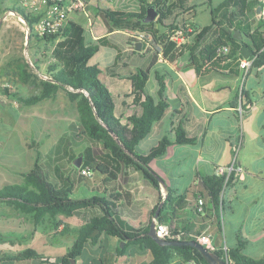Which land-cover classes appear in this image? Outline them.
I'll return each instance as SVG.
<instances>
[{
	"label": "trees",
	"instance_id": "obj_1",
	"mask_svg": "<svg viewBox=\"0 0 264 264\" xmlns=\"http://www.w3.org/2000/svg\"><path fill=\"white\" fill-rule=\"evenodd\" d=\"M140 10L100 8L98 14L109 32L123 30L128 32L127 42L134 52L143 54L145 50L153 51L154 59L162 56L169 62L185 59L189 67H193L200 77L220 74L229 77H242L251 72L259 76L264 72V18H254L256 14L254 0H223L211 6V23L198 26L194 22L199 0H138ZM154 5L158 17L145 22L147 9ZM7 8H4L5 10ZM23 15L30 25L37 19L25 11H17ZM240 31L243 38L237 37ZM144 34V36H141ZM44 44L45 52L37 49L32 65L41 70L46 61V78L40 79L39 91L30 96L11 92L8 87L4 95L16 99L23 106H32L47 98H53L60 90H65L69 99L76 103L79 118L72 121L67 132L61 136L58 145L42 154L36 150L33 166L21 173L22 182L6 184L0 188V201L10 202L21 213L30 214L35 223L51 215L56 227L63 224L57 217L81 215V210L90 209L91 216L79 227L64 224L61 235L75 236L71 249L53 261L44 260L43 255L34 248H26L17 253L0 250L1 264L38 261V264H70L77 260L89 241L97 242L102 234L116 236L119 241L117 254L124 255L128 246L137 245L139 249L148 251L150 260L147 264H180L188 259H196L201 264H210L202 253L191 245H160L149 234L152 221L146 226H136L123 216V198L131 197L130 191H124L119 183V176L129 169L138 173L159 192V203L153 209L155 216L160 202L163 201L158 220L168 223L172 233L168 239L196 240L207 226L204 221L208 217L199 211V196L210 199L216 211L218 225L215 229V251L221 257L236 264H264V255L257 257L246 252V242L228 244L227 250L219 245L224 240L225 230L219 212L229 208L227 191L237 184L236 173L229 176L215 172L197 176L190 188L179 190L168 178L161 176L166 184L167 196L161 195L162 180L150 165L154 158L165 156L169 148L177 144H195L183 126H179L176 136H164L157 146L147 153L140 152L139 146L152 132L154 124L161 120L171 106L166 78L169 70L155 68L157 92L148 88L151 67H138L135 73L128 76L132 80L134 101L140 105L142 112L130 117V123H123L116 114V100L110 88L101 79L102 69L93 64V57L104 46L115 47L108 35L94 39L91 31L80 22L70 19L67 25L58 32L45 33L42 36L29 34V43ZM142 42V49L137 45ZM251 51L253 60L250 70L241 67L243 48ZM41 49V48H40ZM118 48L117 58H120ZM155 60V61H156ZM29 62L19 67L22 80L39 79L38 73L32 71ZM153 66V65H152ZM110 70V69H108ZM262 74V75H261ZM37 82V81H36ZM233 101L241 114L252 103V98L245 86ZM239 100V101H238ZM238 118V114H237ZM110 129L117 137L110 132ZM35 142V141H34ZM83 157L79 167L77 161ZM89 166L94 178L81 174V168ZM207 204V203H206ZM189 209V210H188ZM191 214V219L183 220V226L177 222L183 215ZM198 217L203 225L195 230L193 219ZM190 223L191 226L188 224ZM99 233L92 236L93 232ZM15 232L0 233L1 241L14 242ZM125 241L124 247L121 242ZM108 246H106V250ZM105 264V258L101 260Z\"/></svg>",
	"mask_w": 264,
	"mask_h": 264
},
{
	"label": "crops",
	"instance_id": "obj_2",
	"mask_svg": "<svg viewBox=\"0 0 264 264\" xmlns=\"http://www.w3.org/2000/svg\"><path fill=\"white\" fill-rule=\"evenodd\" d=\"M199 1L200 4L199 6H197V12L196 17L194 18V22H196L197 25L201 27L209 25L211 23L212 16L210 11L211 6L209 5V3L206 2L207 0ZM212 1L214 5H218L223 0L217 4H215V0ZM133 6L134 8L131 10H140L141 6L138 0L134 1ZM90 12L92 13V16L94 15V17H96L94 18L93 26L90 29V31H92V36L94 37V39H98L102 36L108 35L109 39L112 42L116 43L117 36L120 33L123 34L121 40L124 43V48L122 50L120 49V67L122 65L126 67L130 61V55L127 56L125 54L131 53L135 56L140 57H145L147 54H151V61L149 65L145 66L144 68L151 67V71H153L155 68L165 69L166 71L169 70V74L166 78V83L168 86L167 91L171 106L166 110L162 119L154 124L152 132L147 138L143 140V142H151L153 144L151 148H153L154 146H157L160 140L166 135H169L173 139L176 136V131L179 126H183L189 136L196 138L197 142L191 145L195 146L197 150L196 154L198 161L203 162V165H198L195 168V172L193 174V181L185 190L192 186L197 176L214 173L218 165L230 166L232 162H223V152L236 153V145L238 143H240L241 146L245 144L247 137L245 125H239L244 121L246 117H249L251 115V112L255 110V108L258 106V100H260L261 102L264 101V82L260 79L262 76H259V74L256 72H251L250 69L248 76L244 75L246 76V82H244L243 86H245L248 90L253 101V106L248 107L247 105L246 109L243 110L242 114H239L237 107L233 104V101H236L238 99V95L239 100L241 101V89L243 86L241 87L238 84L232 86L223 84L217 85L216 92H219L220 90L225 88H229L231 92V98H229L224 104L219 105L214 109L207 108L202 104L201 100L198 99L196 93H213V79L217 76H221L220 74H210L207 77L203 78L196 73L193 67L188 66L187 61L185 59H177L174 62H169L162 58V56H159L157 60L154 59V54L152 50H145V56L143 54L134 52V49L127 42V31L115 30L113 32H109L104 21L98 14V11ZM77 15L78 14L72 15L71 19L73 20V18ZM253 17L258 18L256 14ZM98 19H100L101 22H98ZM96 26L98 28V34H94V29L96 28ZM27 38H29V34L26 33V26L20 21L18 15L9 14L8 11H0V82L6 84L11 92L20 93L22 96H30L39 91V89H37V91L35 90V92H33L32 94H25L26 91H29L31 86H35L34 83L36 82V80L31 78L30 80L25 81L22 80L20 77L19 67L29 61V59H26L28 58V53H26L27 50L24 48V50L26 51L25 54L20 51V49L25 45ZM30 44L33 45V48L34 46L36 47L34 49H37L36 42L33 41V43L31 42ZM35 58L37 57H35L34 55V59ZM138 67H135L134 70H131L130 75L132 73H135ZM108 69L109 68L106 69L107 74L111 77L110 87H108L112 91L116 100V114L121 118V121L123 123L129 124V119L132 115L140 114L142 112V108L140 107V105H136L134 101L132 80L129 79L128 76L122 77L120 71H113L111 69ZM38 75L40 76V74ZM44 76L46 75L44 74ZM251 76L258 78L259 80H254L250 82ZM11 77L13 78L12 80ZM43 78L46 77L40 76L37 82L39 83L40 79ZM237 78L239 77H236L235 79ZM207 81L210 82L208 83ZM152 89L150 91L154 93V87ZM7 99H13L14 102L17 101L16 99L8 96L6 97V100ZM70 102L72 101L69 99L66 91L60 90L55 97L47 98L37 104L32 105H39V107L32 110L34 111V117L26 116L31 111L28 113L25 112L23 113V115H21L18 113V111L14 109L13 106H9V109H7V103L4 104V107L6 110H13V112L17 115V120L15 119L16 121L13 125H15L20 118H24L23 128L25 130L32 131L33 133L35 131H38L39 135H41L42 138H40L39 141L36 140L35 142H38V144H44L45 138L48 136L51 137L52 134L45 132V130H43V127L39 128V130H33L32 128H27V126L29 127L31 125L36 124V121H38V123L43 124L47 123L44 119L47 116L49 119L51 113H59L61 109L59 105L66 106V104ZM23 107L25 108L27 106ZM47 113L50 115H48ZM241 117H243V119L240 122ZM62 119L65 120L64 118ZM75 120H77V118ZM72 121L68 122L66 127H68V125ZM10 125L8 126V128L10 127ZM2 126L3 124L0 126V129ZM49 126L51 127V125ZM12 128V131L15 132L16 127L14 126ZM257 134L260 141L262 140V143H264V122L258 124ZM9 135L10 136L7 137L5 135L0 134V143L4 140L6 144L11 141L10 139H12L13 137H11V134ZM49 145L50 146L47 147L48 150L43 151L40 148L38 150H40L41 153L45 154L52 147L58 145V143H50ZM174 145L169 148L165 156L154 158L150 163L152 168L161 176L168 177L170 172L173 174V169L168 164V162L170 159L177 155ZM151 148L147 152H149ZM33 155L34 157L32 156V164L29 166L28 169H30L34 164L36 152ZM11 158L20 159L18 154H12ZM241 163V161H237L236 163L237 165H241L244 168V171L236 173L238 179L235 187H237V185H242L244 188V191L242 192L245 196H248L249 194H251V192L259 190V181L261 180V174L264 172L260 169L256 170L246 166L244 167ZM28 169L21 171L19 169L15 170L16 174L19 176V179L21 181H23L21 173L27 171ZM122 174L127 175V179L125 181L121 180ZM2 177L3 174L0 175V178ZM168 180L170 181V183H172V185L178 187L175 183L172 182L171 178H168ZM119 183L124 189V191H130L132 194L131 197H129L128 199L123 198L122 208L124 218L136 226L148 225L151 221H153L152 212L155 206L159 203V192L151 185V183L145 180L138 173V171L132 169L123 171L120 174ZM6 184H10V182L6 181L3 186ZM163 188L164 187H162L161 195L163 200H165L167 193ZM178 188L179 190H181L180 187ZM137 194H139V197L137 196ZM141 195L145 197L143 198ZM227 198L230 204L229 207L231 208H229L226 212L222 214L221 212H219V215L222 218V224L225 231L229 226L228 224H233L234 221L232 218H230V216L236 211V206L234 205L235 202L233 199L229 198L228 193ZM206 205V213L208 217L205 219L204 223L207 228H210V231L214 236L213 243L215 244V229L218 225V221L216 220L215 215L216 211L210 199H207ZM80 212L81 215H59L57 218L61 220L63 224L59 227H56L55 223H53L51 215L47 214L43 221L35 223L34 219L30 214L21 213L16 208H14L10 202L2 200L0 201V232H3L4 234L9 232H15L17 235V239H13H15V241L17 242L14 241L13 243H11L12 245H17L19 239L25 242L27 241L28 245L26 246V248H34L43 255L44 260L53 261L56 257L64 255L71 249L67 248L64 253H60L58 252L57 247H55L54 245L56 241L55 237L65 236L59 234L61 233L64 224H68L71 227H79L92 215L90 209H83ZM250 214L251 212L249 214L247 213L248 216ZM74 216H79L81 218L77 226L74 225ZM183 216L184 217L180 218L177 222L178 227L183 226L184 219L192 218L190 213ZM191 223L193 224L192 227L195 230L200 229V227L203 225V223L198 217H195L193 219V222ZM188 225L191 226L190 223ZM227 243L223 240L222 242H220L219 245L227 246L229 244ZM118 245L119 241L116 236H108L102 234L97 242H88L81 256H83L88 251L87 261L90 258H93L91 260L92 262L90 260L88 261L89 264H96L95 262L101 261L103 258H105V264H147L149 262L150 254L148 251L139 249L137 245L131 244L128 246L125 254L120 256L117 254ZM106 246H108L107 250ZM7 249L8 250L1 249V251L9 253H17L22 251L12 250L10 247ZM255 253H258V251ZM255 256L260 257L257 254ZM19 263L38 264V261H25L18 262L15 264ZM170 264H176V261Z\"/></svg>",
	"mask_w": 264,
	"mask_h": 264
},
{
	"label": "rangeland",
	"instance_id": "obj_3",
	"mask_svg": "<svg viewBox=\"0 0 264 264\" xmlns=\"http://www.w3.org/2000/svg\"><path fill=\"white\" fill-rule=\"evenodd\" d=\"M13 0H2L0 3L3 2H12ZM90 1V0H88ZM136 0H115L111 2H107L105 0H97L98 3H103L105 7H111L113 9H125V10H131L134 8L133 3ZM222 0H215V4L219 3ZM3 5H0V11H5L2 9ZM203 11V10H201ZM94 15L92 16V19L94 20ZM74 21L80 22L84 27H86L88 30L91 29L88 18L83 14L79 13L76 17L73 18ZM98 22H101L100 19L97 20ZM27 33V32H26ZM94 34H98V28L94 29ZM123 34H119L116 38V46H104L99 53H97L93 59V64H98L99 67L102 69L101 79L103 82L110 87V80L111 77L107 74V68L111 70H116L121 72L122 77H127L130 75L131 70H134L135 67H145L148 66L151 61V54H147L145 57L135 56L134 54H125L127 56L130 55V61L128 65L125 67L122 65L120 67V59L117 58L118 48L123 49L124 43L122 42ZM36 42L35 40H33ZM32 41V43H33ZM37 49L41 50V52H45V46L44 44H37ZM28 47V48H27ZM24 48L27 50V52L24 50ZM34 48H36L34 46ZM33 45L29 43V38H27V41L25 45L20 49L24 54L25 52L28 53V62L32 65V62L34 61V55L37 52V49H34ZM41 48V49H40ZM35 52V54H34ZM47 65V62L44 61L41 64L42 69L38 70L32 65V71L34 73L40 74L42 77L45 73V67ZM112 72V71H111ZM39 76V77H40ZM236 77H229L225 75L217 76L213 79V93H196L199 100H201L202 104L207 108H215L219 105L224 104L229 98H231V92L229 88H225L220 90L219 92H216V86L219 84L223 85H240L241 87L244 85V82H246V76L239 77L235 79ZM13 78L11 77V80ZM261 81L264 82V72L262 77L260 78ZM259 80L256 77L251 76V81ZM37 81V80H36ZM208 83L210 81H207ZM0 84H3L0 82ZM11 84V82H10ZM35 86H31L29 91H26L25 94H32L39 89L38 82L34 83ZM157 81L155 79V74L152 71L150 75V80L148 83V88L151 90L154 87V93L157 92ZM153 90V89H152ZM61 100V98H60ZM258 106L255 108L253 112H251V115L249 117H246L244 121L239 125H245L246 129V141L245 144L241 146V144L238 147H235L236 153H229V152H223L224 155V161L225 163L232 162L237 156V161H241L242 165L245 167H249L251 169H260L264 172V143H262V140L258 138V124H261L264 122V101L261 102L258 100ZM8 104L9 106H13L16 111H18L19 114L23 115L25 112H30L26 116L34 117V111L33 109H36L39 107V105L30 106V107H23L19 102H14L12 100H4L1 103V122L3 126L0 129V134L5 136H10L11 134L13 137L10 139L7 144L5 140L0 143V175L3 174V177L0 178V188L3 186V184L6 181H9L10 183H17L22 182L19 179V176L16 174L15 170L19 169L26 170L29 168V166L32 164V159L34 157V153L39 148L44 150H48L49 144H54L55 142L58 143L61 136H63L67 132V123L75 120L76 118H79L78 110L76 107V103L70 102L67 103L66 106L59 105L61 108L59 113H51L50 118L48 119V116L44 119L45 124L43 123H37L31 126H27V128H32L33 130H39V128L43 127V130L47 133H51V137L48 136L45 138L44 144H38V142H34L36 140L39 141L41 135H39L38 131H35L34 133L29 130H25L23 128V119L20 118L15 125L16 114L10 110H6L4 107V104ZM60 104V103H59ZM65 115V116H64ZM64 116V117H63ZM21 117V116H20ZM27 118V117H26ZM64 118L65 120H63ZM16 119V120H15ZM28 119V118H27ZM243 117H241V120ZM29 122V121H28ZM244 123V124H243ZM1 124V125H2ZM11 124V125H10ZM0 125V126H1ZM10 127L8 128V126ZM51 125V127L49 126ZM16 127V131L13 132L12 127ZM37 128V129H36ZM169 136V135H168ZM3 143V144H2ZM26 143V144H24ZM239 144V143H238ZM153 144L149 141H144L139 146L140 152H147ZM41 146V147H40ZM175 151L177 153L176 156H174L172 159L169 160L168 164L173 169V174L170 172L168 177L171 178L172 182L175 183L182 191H184L193 181V174L195 172V168L198 165H203V162H199L197 158V150L195 146L191 144H175ZM12 154H18L20 159H13L11 158ZM43 154V153H42ZM33 156V157H32ZM4 179V180H3ZM127 179V175L122 174L121 180L125 181ZM260 187L259 190L251 192L248 196H245L242 191H244V188L242 185H237V187H230L227 191L229 198L234 200V205L236 206V211L234 214H231L230 218L233 219V224H228V228L225 231V237L224 241L228 242L229 244H235L238 243L239 239H242L246 242V238L248 239V242L246 244V252L249 255L255 256L256 254L259 256L263 255L264 251V173L261 174V180L259 181ZM165 189V188H163ZM166 191V189H165ZM143 195V194H142ZM141 195V196H142ZM139 197V194H137ZM143 198L145 196H142ZM143 201V200H142ZM245 209V210H244ZM251 214L248 216L247 213ZM153 214V212H152ZM248 216V218H247ZM154 217V216H153ZM79 216H74L73 221L74 225L77 226L80 222ZM3 233V232H0ZM55 247H57L58 252H65L67 248H71V246L74 243L75 236L73 235H65V236H57L55 237ZM17 242V241H15ZM11 241H1L0 240V250H8L7 248H11L12 250H23L28 245V242L22 241L19 239V242L17 245H12ZM258 253H255L257 252ZM88 252V251H87ZM87 252L79 257L76 260V264H89L88 261L92 260L93 258H90L87 261ZM59 253V254H60ZM258 257V256H257ZM92 262V261H91ZM96 264H102L101 261L95 262ZM20 264V263H19Z\"/></svg>",
	"mask_w": 264,
	"mask_h": 264
},
{
	"label": "built area",
	"instance_id": "obj_4",
	"mask_svg": "<svg viewBox=\"0 0 264 264\" xmlns=\"http://www.w3.org/2000/svg\"><path fill=\"white\" fill-rule=\"evenodd\" d=\"M2 1V0H0ZM107 2L115 0H105ZM257 2L255 6L256 15L258 18H264V0H254ZM2 9L8 11L9 14L18 15L20 21L26 26V32L30 34L32 31L34 34L42 36L45 33H53L62 30L71 19L72 15L83 13L89 21L90 27L93 26L92 13L90 11H98L100 8H111L105 7L103 3H98L97 0H13L12 2H3L0 3ZM261 7V10L258 12V8ZM17 11H25L27 14H31L37 19L33 22L32 25L29 24L28 20L20 15ZM92 34V31H91ZM144 36V34H141ZM253 60L250 58H243L241 60V67L246 70V73L252 66ZM5 87H8L6 84H0V124H1V103L6 99V96L3 93ZM253 103L248 104V107H252ZM241 114L243 113V108H240ZM240 145L237 144L236 147ZM237 156H235L233 163L230 166L218 165L215 169V173L218 175L228 176L234 173H240L244 171V168L241 165H237ZM81 174L89 178H94L95 172L89 167L81 168ZM207 200L204 197L199 196V211L205 212V205ZM153 220L156 222V232L157 235L161 238H170L172 233V228L168 223H162L158 220L157 217H153ZM196 240L203 243L205 246L211 250L215 249L213 243V234L210 231V228H207L201 234L196 236ZM225 250H227L226 245H222ZM180 264H201L196 259H188L183 261Z\"/></svg>",
	"mask_w": 264,
	"mask_h": 264
},
{
	"label": "water",
	"instance_id": "obj_5",
	"mask_svg": "<svg viewBox=\"0 0 264 264\" xmlns=\"http://www.w3.org/2000/svg\"><path fill=\"white\" fill-rule=\"evenodd\" d=\"M261 10V7L258 8V11ZM158 17V11L156 10L154 5H150L147 9V15L144 19L145 22H151L156 20ZM237 37L243 38V35L240 31H237ZM138 51H141L142 49V42L138 43L137 48ZM251 55V51L249 48L245 47L243 48V57L249 58ZM110 132L114 135V137H117L116 134L112 132L110 129ZM83 157H79L77 161V165L80 167L82 164ZM157 178L162 180V187L166 189L167 184L165 180L160 176L157 175ZM163 202H161L157 208L155 217L159 218L161 208H162ZM99 233V230H96L93 232L92 236H95ZM150 236L160 245H174V246H180V245H191L193 247H196L204 256V258L210 263V264H236L231 261H229L227 258L221 257L218 253L211 250L207 246H205L203 243L197 241V240H181V239H168V238H161L157 235L156 232V222L153 220L150 226L149 230ZM125 241L121 242V247H124ZM70 264H76L75 259H71Z\"/></svg>",
	"mask_w": 264,
	"mask_h": 264
}]
</instances>
